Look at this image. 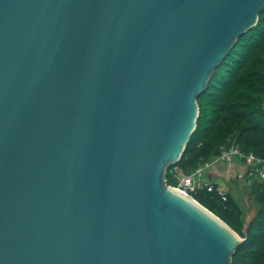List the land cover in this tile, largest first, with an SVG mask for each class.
Masks as SVG:
<instances>
[{
	"label": "water",
	"instance_id": "1",
	"mask_svg": "<svg viewBox=\"0 0 264 264\" xmlns=\"http://www.w3.org/2000/svg\"><path fill=\"white\" fill-rule=\"evenodd\" d=\"M263 7L0 0V264H231L255 244L166 173Z\"/></svg>",
	"mask_w": 264,
	"mask_h": 264
},
{
	"label": "trees",
	"instance_id": "2",
	"mask_svg": "<svg viewBox=\"0 0 264 264\" xmlns=\"http://www.w3.org/2000/svg\"><path fill=\"white\" fill-rule=\"evenodd\" d=\"M259 13L261 22L241 34L218 65L215 87L197 97L199 128L185 156L166 173L173 184L178 171H191L198 162L214 157L223 143L235 142L264 157V7ZM254 173L250 194L255 214L245 229V206L231 189L220 191L219 184L212 182L211 189L199 186L192 192L241 236L249 235L256 242L236 250L231 264H264V178Z\"/></svg>",
	"mask_w": 264,
	"mask_h": 264
},
{
	"label": "built area",
	"instance_id": "3",
	"mask_svg": "<svg viewBox=\"0 0 264 264\" xmlns=\"http://www.w3.org/2000/svg\"><path fill=\"white\" fill-rule=\"evenodd\" d=\"M234 158L252 162L257 174L264 178V157H261L253 150H244L235 142L223 143L219 146V154L214 157L198 162L191 171H178L176 183L179 190L192 196V192L199 186H206L211 189L213 183L204 176V171L215 161H231ZM222 191V190H220Z\"/></svg>",
	"mask_w": 264,
	"mask_h": 264
},
{
	"label": "rangeland",
	"instance_id": "4",
	"mask_svg": "<svg viewBox=\"0 0 264 264\" xmlns=\"http://www.w3.org/2000/svg\"><path fill=\"white\" fill-rule=\"evenodd\" d=\"M246 162L250 164V166L247 167L248 170H246L245 173L238 175L236 178L231 179H225L221 176L218 177V182L219 185L223 187V191L226 190L227 187L230 188L233 193L239 198V200L242 201L246 209L245 218L249 219L255 211L254 204L256 203H254L253 197L250 194V185L251 181L256 178V174L254 173L255 169L252 162Z\"/></svg>",
	"mask_w": 264,
	"mask_h": 264
},
{
	"label": "crops",
	"instance_id": "5",
	"mask_svg": "<svg viewBox=\"0 0 264 264\" xmlns=\"http://www.w3.org/2000/svg\"><path fill=\"white\" fill-rule=\"evenodd\" d=\"M249 165L246 161L238 158H234L231 161L220 160L207 167L204 171V176L206 179L219 184L218 177L222 176L225 179L236 178L238 175L245 173ZM218 187L220 190L223 188L220 185ZM227 189L230 188L227 187Z\"/></svg>",
	"mask_w": 264,
	"mask_h": 264
},
{
	"label": "bare ground",
	"instance_id": "6",
	"mask_svg": "<svg viewBox=\"0 0 264 264\" xmlns=\"http://www.w3.org/2000/svg\"><path fill=\"white\" fill-rule=\"evenodd\" d=\"M184 193V192H183ZM185 195H187L189 198H190V195L189 194H187V193H184Z\"/></svg>",
	"mask_w": 264,
	"mask_h": 264
}]
</instances>
